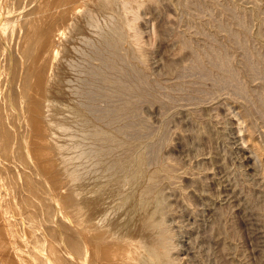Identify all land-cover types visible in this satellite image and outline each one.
<instances>
[{
	"label": "bare ground",
	"instance_id": "1",
	"mask_svg": "<svg viewBox=\"0 0 264 264\" xmlns=\"http://www.w3.org/2000/svg\"><path fill=\"white\" fill-rule=\"evenodd\" d=\"M170 2L179 11L181 0ZM138 3L0 0V264L173 263L171 238L157 229L149 142L126 136L132 103L161 99L136 63ZM200 4L213 11L212 0H185L182 8ZM220 7L211 21L228 28L232 45L222 36L220 43L208 40L201 24L181 31L185 47L196 39L201 47L192 49L189 65L170 84L189 86V92L195 85L207 96L215 90L239 96L242 101L230 105L236 127L264 176V148L251 123L253 114L264 117V42L247 48L243 31L250 14L228 2ZM7 25L9 36L3 35ZM235 51L256 83L239 80L231 63ZM184 71L198 78L184 79ZM92 99H102L111 114L99 118Z\"/></svg>",
	"mask_w": 264,
	"mask_h": 264
},
{
	"label": "rangeland",
	"instance_id": "2",
	"mask_svg": "<svg viewBox=\"0 0 264 264\" xmlns=\"http://www.w3.org/2000/svg\"><path fill=\"white\" fill-rule=\"evenodd\" d=\"M212 2L213 11L210 14L208 11L211 9H205L203 4L198 5L199 9H195L197 5H186L190 9L182 8L183 5L185 7V0L183 3L181 0L179 11L173 8L170 0H141V4L139 0L136 21H133L138 33L139 62L136 63L138 70L153 85L151 94L159 95L161 99L157 102L146 96L132 103L134 117L128 116L130 127L126 136L130 141L141 139L138 141L149 142V149L146 150L153 154L149 169H153L156 175L151 190L157 198H152L157 199L154 202L161 216L158 215L160 222L157 229L163 227L168 232L166 236L171 238L168 243L171 246L167 244L168 249H173L168 250L171 251V260L175 258L171 264H264V176L245 148L236 127L238 116H234L235 110L230 105L235 101L241 102V98L224 90H217L221 95L216 90L212 91L215 95L207 93L208 97L205 89V93L198 92L195 85L190 94L187 91L189 86L175 88L170 84L178 70L189 65L192 49L201 47L197 39L188 46L189 49L185 47L181 31L191 32L192 27L196 25L199 28L201 24L208 40L216 39L215 43H220L222 36L226 45H232L227 40L228 28H218L211 21L220 16L218 12L224 2L235 9L245 8L243 12L246 16L250 14V18L246 17V32L243 31L244 45L252 48L256 46V40L264 42V0ZM247 9L250 13L246 12ZM222 16L224 22L230 23L229 27L234 26L226 15ZM11 30L12 26L7 25L3 35L6 33L9 36ZM233 54L236 55L231 63L233 61L232 67L237 71L239 80H250V85L256 83L257 79L251 77L240 64V52ZM193 74L184 71L181 75L184 79L196 80L198 76ZM205 82L211 88L212 79V84L209 80ZM193 91L198 93L196 99L202 100H195ZM205 97L209 99L205 100ZM92 100L91 104L99 111L96 112L99 118L111 114L110 110L105 112L109 108L102 99L104 103ZM103 104L105 108H102ZM253 116L251 123L255 128V139L264 148V117ZM135 123L138 125L132 126ZM154 135H157L156 138Z\"/></svg>",
	"mask_w": 264,
	"mask_h": 264
}]
</instances>
